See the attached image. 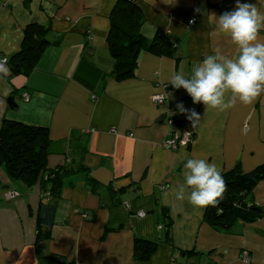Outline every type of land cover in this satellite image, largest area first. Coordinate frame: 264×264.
<instances>
[{"label": "crops", "instance_id": "1", "mask_svg": "<svg viewBox=\"0 0 264 264\" xmlns=\"http://www.w3.org/2000/svg\"><path fill=\"white\" fill-rule=\"evenodd\" d=\"M117 1L95 0L89 6L90 0H0V59L21 48L32 22L51 26L52 42L30 75L0 77V127L5 119L45 125L52 146L49 167L71 159L88 167L65 183L49 250L65 264H263L264 217L244 224L242 234L223 233L205 221L206 208L175 197L183 183L184 155L207 158L222 171L237 163L250 171L264 162V94L251 105L206 112L203 103L194 104L185 89L169 83L181 68L190 75L216 47L230 57L238 54L227 35L213 33L211 23L212 14L232 11L236 0H137L146 18L143 32L148 37L158 29L167 32L174 54L141 52L135 75L121 81L110 76L107 43ZM259 38L264 41V30ZM167 90L168 99L157 105L152 96ZM11 96L15 103L9 105ZM180 103L195 109L201 121L194 128L182 115L178 125L193 129L195 140L190 147L167 148L162 144L171 130L167 107ZM75 145L83 149L75 152ZM0 177L6 185L0 264H55L36 252L40 186L25 194L16 183L20 195L7 199L11 180L3 169ZM90 177L98 183L96 190ZM253 192L255 202L264 205V180ZM126 203L145 209L146 217H131ZM167 222L172 244L163 227ZM136 237L158 242L149 260L136 259ZM243 249L250 251V262L240 258Z\"/></svg>", "mask_w": 264, "mask_h": 264}, {"label": "trees", "instance_id": "2", "mask_svg": "<svg viewBox=\"0 0 264 264\" xmlns=\"http://www.w3.org/2000/svg\"><path fill=\"white\" fill-rule=\"evenodd\" d=\"M110 20L107 43L113 61L110 76L114 79L121 81L133 77L138 66L139 55L143 51L173 56V42L167 32L158 29L153 37H148L143 32L146 18L137 0H118L110 14ZM50 33L51 26L37 22L26 26L21 48L9 58L7 57L12 75H30L35 70L46 48L52 44ZM182 115L185 114L181 113L177 107L170 112L173 122L169 124L171 126L169 134L176 133L182 137L185 131L191 130L190 142L187 144L190 147L196 135L193 129H182L178 125ZM51 147L49 128L45 125L5 119L0 127V169H3L11 180L8 191H15L19 196L21 191L15 189L16 183L24 186L25 194L35 185L40 186L35 245L37 255L42 260L65 264L66 260L63 256L49 250L51 230L65 183L75 173L87 172L88 167L76 161L74 163L72 159L63 165L49 167L48 156L51 153ZM75 147H77H73L75 152L83 149L80 145ZM222 174L226 182L223 199L215 207H206L204 218L220 232L242 234L244 224L256 222L264 217V205L255 202L253 192L258 183L264 180V162L250 171H244L237 163L233 168L222 171ZM88 182L91 188L96 190L98 183L91 177ZM5 187L0 177V204L5 198L3 197ZM125 206L131 217L143 218L147 215L145 209L135 210L131 203H126ZM140 211H144L145 214L140 216ZM165 224L163 227L167 230V242L172 244L171 222ZM106 230L108 232L113 228L107 227ZM157 249L158 242L153 238L136 237V259L147 261ZM240 258L245 260L242 255Z\"/></svg>", "mask_w": 264, "mask_h": 264}, {"label": "clouds", "instance_id": "3", "mask_svg": "<svg viewBox=\"0 0 264 264\" xmlns=\"http://www.w3.org/2000/svg\"><path fill=\"white\" fill-rule=\"evenodd\" d=\"M89 6H95V0H90ZM262 9L264 0L256 3L236 0L232 11L219 17L212 14L213 33L227 35L237 47L238 54L230 57L216 47L213 54L192 67L190 75L181 68L169 83L176 89H185L194 104L203 103L206 112L209 109L225 112L237 103L253 104L264 94V41L259 38V33L264 30ZM200 11L196 9V12ZM10 71L7 60L0 59V77H7ZM177 109L186 115L194 128L198 126L201 116L195 109H188L183 103L178 104ZM182 175L183 183H178L175 190L177 200L186 199L192 206L203 209L215 207L223 199L226 182L222 169L215 162L184 155Z\"/></svg>", "mask_w": 264, "mask_h": 264}, {"label": "built area", "instance_id": "4", "mask_svg": "<svg viewBox=\"0 0 264 264\" xmlns=\"http://www.w3.org/2000/svg\"><path fill=\"white\" fill-rule=\"evenodd\" d=\"M196 21V18L193 17L192 19H190L189 23L190 24H194ZM1 59H6L8 62V58L7 57H2ZM171 92V90H167L166 92H161V93H156L152 96V100L157 104V105H162L166 102V100L168 99L169 93ZM24 97L26 99L29 98V94H25ZM174 110L173 106L167 107V114L165 116L168 124L173 122V119H171L170 117V112H172ZM191 135V130H187L184 132L183 136L180 137L178 134L173 133V134H169L167 138L163 141L164 143V147L167 148H178V146L180 145H187L190 142V138L189 136ZM16 195V193H14ZM145 214L144 211H140L139 215L143 216Z\"/></svg>", "mask_w": 264, "mask_h": 264}, {"label": "rangeland", "instance_id": "5", "mask_svg": "<svg viewBox=\"0 0 264 264\" xmlns=\"http://www.w3.org/2000/svg\"><path fill=\"white\" fill-rule=\"evenodd\" d=\"M163 145H164V143H162ZM13 196H15V194L14 193H7V198L8 199H12L13 198ZM244 256L245 258V260L244 261H246V262H250L251 260L249 259L250 257H249V255H250V251L248 250V249H243L242 251H241V253H240V256Z\"/></svg>", "mask_w": 264, "mask_h": 264}, {"label": "water", "instance_id": "6", "mask_svg": "<svg viewBox=\"0 0 264 264\" xmlns=\"http://www.w3.org/2000/svg\"><path fill=\"white\" fill-rule=\"evenodd\" d=\"M8 103H9V105H11V104H14L15 103V100H14V98L11 96V97H9V99H8Z\"/></svg>", "mask_w": 264, "mask_h": 264}, {"label": "bare ground", "instance_id": "7", "mask_svg": "<svg viewBox=\"0 0 264 264\" xmlns=\"http://www.w3.org/2000/svg\"><path fill=\"white\" fill-rule=\"evenodd\" d=\"M8 193H16L15 191H10V192H8ZM15 196H17V193H16V195Z\"/></svg>", "mask_w": 264, "mask_h": 264}]
</instances>
